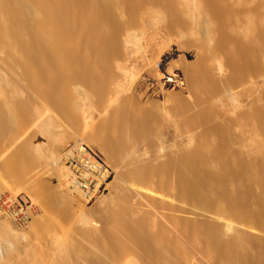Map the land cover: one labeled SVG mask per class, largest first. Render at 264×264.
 Returning a JSON list of instances; mask_svg holds the SVG:
<instances>
[{
    "label": "bare ground",
    "instance_id": "1",
    "mask_svg": "<svg viewBox=\"0 0 264 264\" xmlns=\"http://www.w3.org/2000/svg\"><path fill=\"white\" fill-rule=\"evenodd\" d=\"M263 55L264 0H0V149L38 97L54 111L39 123L52 150L77 138L114 171L109 196L83 208L66 244L0 227V264H46L43 250L56 251L53 264H116L129 252L140 264H187L180 235L214 264H264V238L246 227L171 216V232L131 203L143 192L132 185L171 187L264 225V102L247 110L236 101L228 117L218 110L223 88L262 73ZM39 158L21 142L0 167L21 177ZM59 166L66 189L87 200ZM43 197L62 214L71 204L61 186Z\"/></svg>",
    "mask_w": 264,
    "mask_h": 264
},
{
    "label": "rangeland",
    "instance_id": "2",
    "mask_svg": "<svg viewBox=\"0 0 264 264\" xmlns=\"http://www.w3.org/2000/svg\"><path fill=\"white\" fill-rule=\"evenodd\" d=\"M177 58L178 57L174 55L171 61L174 62ZM262 62L263 70L259 76L249 77L239 84L222 89L218 96V110L221 117L230 116L237 108L243 107L248 110L254 104L264 102V55ZM237 92H241V96H239ZM236 101L238 104H241L242 107H236L238 106L235 105ZM53 113L54 111L47 103L38 97H34V116L23 123L13 137L5 141L0 149L1 160L15 145L21 142H27L29 148L34 153L40 155V158L31 164L21 177L6 175L0 167V227H3V230L13 238H21L23 240L29 237L32 238L36 235V237L42 241L46 239H58L61 243L64 242L66 244L67 239L77 236L72 230L75 225L81 224L83 219L81 212L83 208L93 207L95 205V200L101 195L109 196L111 190L108 188L107 184L112 180L114 171L103 152L98 149L97 146L94 144H87L77 138H68L57 150H52L49 146V139L39 129V123L44 120L45 117L52 116ZM67 125L68 124L65 122L62 123L61 126H56L57 128H55L57 130L62 128L68 130L69 127ZM74 142H80L88 146L104 160L112 171V175L106 184V190L91 199H83L76 191L71 189L70 186L66 189L62 177L56 169L60 167L59 165L64 166L61 161L63 152L67 146ZM243 144L246 148H251L254 145V137L246 135ZM59 186H61L63 192H67L71 197V204L66 214L58 212L43 199L45 188H58ZM143 186H147L148 188L144 189ZM132 187H137L143 192L133 193L131 203H133L138 210L146 212L149 218L152 219L154 225L163 224L171 232L175 230L173 222L170 220L171 216L185 218L201 217L217 221L221 223L222 227L225 229L228 228V226L246 227L251 230L252 233H256L264 238V225L262 223L237 216L226 215L215 208L196 206L175 196L171 187L160 190L149 184L132 185ZM112 204L111 202V205ZM37 223L39 227L35 226ZM43 225H49V229L44 234H41L40 226ZM38 234L44 235V237L40 238ZM179 237L189 251L187 264H214L207 256L193 247L184 237L181 235ZM42 253L43 260L48 264H53V260L57 254L53 257L51 256L55 254L56 251L43 250ZM45 255H47V258ZM115 262L116 264H140L133 252L125 253ZM43 264H45V262H43Z\"/></svg>",
    "mask_w": 264,
    "mask_h": 264
},
{
    "label": "built area",
    "instance_id": "3",
    "mask_svg": "<svg viewBox=\"0 0 264 264\" xmlns=\"http://www.w3.org/2000/svg\"><path fill=\"white\" fill-rule=\"evenodd\" d=\"M82 149L81 152L74 145H69L63 152L62 161L74 176L75 184L80 187L79 190L82 192L83 196L87 199H91L106 190V184L110 179L111 169L104 160L91 149L86 146ZM89 150H91V152ZM88 153L92 154V157Z\"/></svg>",
    "mask_w": 264,
    "mask_h": 264
}]
</instances>
